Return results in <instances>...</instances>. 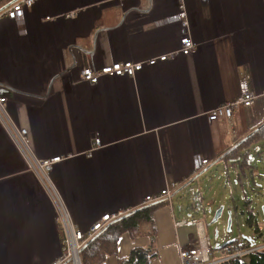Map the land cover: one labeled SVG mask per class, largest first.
I'll use <instances>...</instances> for the list:
<instances>
[{
    "label": "crops",
    "instance_id": "crops-1",
    "mask_svg": "<svg viewBox=\"0 0 264 264\" xmlns=\"http://www.w3.org/2000/svg\"><path fill=\"white\" fill-rule=\"evenodd\" d=\"M182 3L189 27L166 20ZM73 10L76 19L68 18ZM22 21L0 18V95L38 157L73 154L54 178L83 231L188 178L196 154L209 158L210 168L264 123V0H40ZM187 34L198 44L191 54L145 65L134 78L80 81L85 67L164 54ZM242 80L257 93L253 105L233 120H210L212 108L239 96ZM96 135L102 146L80 155ZM174 196L153 202V224L121 234L105 264L151 243L150 264H182L180 243L197 235V220L174 212ZM62 242L49 198L0 122V264H51ZM218 254L215 260L224 256Z\"/></svg>",
    "mask_w": 264,
    "mask_h": 264
},
{
    "label": "built area",
    "instance_id": "built-area-1",
    "mask_svg": "<svg viewBox=\"0 0 264 264\" xmlns=\"http://www.w3.org/2000/svg\"><path fill=\"white\" fill-rule=\"evenodd\" d=\"M37 1L40 0H15L0 13V18H9L23 22L22 19L24 18L25 9L33 8ZM77 12L78 11L76 10L69 12L68 18L76 19ZM47 19L53 20L54 18L48 16ZM166 20L181 21L184 26L189 27L184 3L180 5L178 13L169 16ZM180 43L181 45L177 49L144 60L118 61L101 68L85 67L82 70L80 81L97 84L104 76L127 75L134 78L136 73L142 70L145 65L156 66L159 62L177 60L181 55H188L196 51L198 46L197 42H195L190 34L181 38ZM256 97L257 93L251 89L248 81L242 80L240 83L239 96L233 101H224L216 105L207 115L210 120H217L221 117L233 120L236 112L239 109L251 107ZM0 122L10 135L17 150L25 159L27 169L33 174L45 195L49 198L54 208L56 221L63 231L62 243L64 251L58 258L51 262V264H82L81 249L83 246L101 231L108 222L119 218L130 210L127 209L112 214H104L96 219L88 230L83 231L79 229L73 220L66 199L54 178V172L58 164L63 161L64 158L70 157L73 154H58L48 158L38 157L33 151L28 129L21 127L16 123L9 112L8 98L4 95H0ZM101 146V139L96 135L92 147L79 154L90 157ZM210 162L211 160L209 158L196 154L193 158V171L188 178L167 185V187L161 190L158 194L147 195L140 205L144 206L151 204L162 198H166L171 202L175 190L181 187L184 182L188 181L191 176L205 169ZM185 222L186 220H179L176 224L181 225ZM195 224L197 235L191 239H183L180 243V258L182 264H215L230 258H239L241 261H245L243 264H248L246 261L248 260L249 255L264 248V244L259 245L257 240L249 242L243 240H238L236 242L233 241L226 244L222 249L224 253L223 258L215 260V251H213L211 239L206 230L205 221L198 219Z\"/></svg>",
    "mask_w": 264,
    "mask_h": 264
},
{
    "label": "rangeland",
    "instance_id": "rangeland-1",
    "mask_svg": "<svg viewBox=\"0 0 264 264\" xmlns=\"http://www.w3.org/2000/svg\"><path fill=\"white\" fill-rule=\"evenodd\" d=\"M257 146L259 149L253 148L249 156L253 164L252 173H249L248 178L243 179L241 184L236 182L238 178L236 168L227 167V161L221 160L212 164L199 179L174 196L172 207L179 217L186 216L190 217V220L205 221L211 243L213 246H221L217 249L220 253L218 255L222 254V247L226 244L244 237H253L259 245L264 244V141ZM246 197L250 199V206L255 214L254 226L247 221L250 214ZM232 198H234L232 203L236 206L233 205L235 213L232 230L228 231V211ZM193 204L196 205L195 208ZM221 206H224L223 215L216 223L209 225ZM256 226L261 228L262 236L257 235ZM217 232L219 234L216 237Z\"/></svg>",
    "mask_w": 264,
    "mask_h": 264
},
{
    "label": "trees",
    "instance_id": "trees-1",
    "mask_svg": "<svg viewBox=\"0 0 264 264\" xmlns=\"http://www.w3.org/2000/svg\"><path fill=\"white\" fill-rule=\"evenodd\" d=\"M13 1L14 0H0V13ZM261 124H263V122ZM261 124H259L258 127ZM262 141H264V126L252 134L249 138L245 139L223 158V160L230 162L233 168L237 169L238 178L236 181L238 183L240 182L241 184L242 180L247 177V171L251 167V165H249V161H251V158L249 157L251 150L253 148L258 150L259 148L257 145ZM232 202H234V198H232L231 207L234 205ZM246 205L250 214L247 221L251 226H253V223L255 222V214L253 208L250 206V199L248 197H246ZM235 206L236 205H234V207ZM158 208L159 204L151 203L142 206L136 212L130 211L127 214L108 222V224L101 231H99L83 246V249L81 250L82 264H105L109 257L117 254L118 241L121 234L126 231L134 234L143 224L149 222L153 224L154 214ZM255 229L258 231L259 227L256 226ZM149 235L154 242L155 230L149 233ZM252 240L253 238L251 241ZM152 246L153 244L151 243V246L147 249L140 247L133 248L129 256L120 260V264H150L155 257V254H153L151 249ZM212 248L213 251H215L221 248V246H213L212 244ZM223 248L224 247H222V249ZM244 262L245 261H241L239 258H230L215 264H243ZM246 262H248V264H264V248L251 253Z\"/></svg>",
    "mask_w": 264,
    "mask_h": 264
},
{
    "label": "water",
    "instance_id": "water-1",
    "mask_svg": "<svg viewBox=\"0 0 264 264\" xmlns=\"http://www.w3.org/2000/svg\"><path fill=\"white\" fill-rule=\"evenodd\" d=\"M15 1V0H14ZM13 1V2H14ZM12 3V2H11ZM10 3V4H11ZM8 7V6H7ZM6 7V8H7ZM264 126V123L261 124L259 127H257L256 129H254L251 133H249L247 136H245V138H243L242 140H240L238 143H236L234 146H232L229 150H227L224 154H222V156H220L215 163H217L218 161H220L222 158L226 157L229 152L231 150H233L234 148H236L239 144H241L245 139L249 138L252 134H254L256 131H258L260 128H262ZM249 165H251V167H253V164H252V160L249 161ZM251 167L249 168V170L247 171V177L245 179L248 178L249 176V173L251 174L252 171H251ZM209 169V167L203 169L202 171H200L199 173L195 174L192 178H190L187 182H185L180 188H178L177 190H175V192L173 193V196L180 193L181 191L185 190V188H187L189 185L193 184L197 179H199L207 170ZM237 182V181H236ZM140 208H136L134 209L133 211L136 212L138 211ZM223 212H224V206H221L215 213L213 219L211 220L210 224H214L216 223L220 218L221 216L223 215ZM235 213V210L233 209V207H230L229 208V211H228V214H229V218H228V231H231L232 230V223H233V214ZM218 232L216 234V237L218 236ZM246 239H250V238H247V237H244ZM83 249V248H82ZM81 249V250H82Z\"/></svg>",
    "mask_w": 264,
    "mask_h": 264
},
{
    "label": "clouds",
    "instance_id": "clouds-1",
    "mask_svg": "<svg viewBox=\"0 0 264 264\" xmlns=\"http://www.w3.org/2000/svg\"><path fill=\"white\" fill-rule=\"evenodd\" d=\"M199 173V172H198ZM148 205V204H147ZM127 214V213H126ZM123 216V215H122Z\"/></svg>",
    "mask_w": 264,
    "mask_h": 264
}]
</instances>
